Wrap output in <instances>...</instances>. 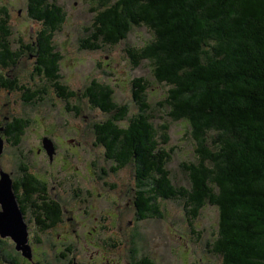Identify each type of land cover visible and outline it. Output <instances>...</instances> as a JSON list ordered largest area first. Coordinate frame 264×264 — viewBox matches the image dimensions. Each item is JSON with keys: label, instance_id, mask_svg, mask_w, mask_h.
<instances>
[{"label": "trees", "instance_id": "trees-1", "mask_svg": "<svg viewBox=\"0 0 264 264\" xmlns=\"http://www.w3.org/2000/svg\"><path fill=\"white\" fill-rule=\"evenodd\" d=\"M91 1L95 18L82 48L114 46L135 27L151 30L153 38L143 46H128L131 62L139 67L150 61L156 81L167 86L159 105L169 108L174 121L189 124L195 142L196 160L182 163L191 185H178L168 166L174 153L166 147L170 123L158 127L153 121L150 81L132 80L138 111L131 116L129 105L115 100L109 84L94 79L84 89L81 97L109 115L94 126L97 143L116 162L112 170L134 166L137 219L163 217V199H183L192 219L213 204L219 229L211 252L221 256L222 264H264V0ZM27 12L41 28L16 50L8 11L0 8V66L16 65L28 51L35 70L58 96L75 97L78 93L61 82L63 56L55 41L66 20L64 7L59 0H28ZM16 79L0 73L1 85L26 89L27 102L47 94L46 87L31 90ZM30 123L14 117L4 134L18 144ZM29 168L21 165L14 186L24 213L30 210L45 232L61 223L63 207L51 196L49 184ZM133 264L157 263L144 254Z\"/></svg>", "mask_w": 264, "mask_h": 264}, {"label": "rangeland", "instance_id": "rangeland-1", "mask_svg": "<svg viewBox=\"0 0 264 264\" xmlns=\"http://www.w3.org/2000/svg\"><path fill=\"white\" fill-rule=\"evenodd\" d=\"M28 0H0L8 11L13 48L33 40L41 24L27 12ZM66 12L61 30L55 34L57 50L62 54L61 82L78 94L69 99L58 96L54 85L45 82L35 70L36 60L26 51L14 66L0 73L19 80L31 90L46 87L43 99L27 102L20 88L0 84V137L4 147L0 155L2 171L14 179L22 175L21 165L49 184V192L63 207V219L54 228L39 230L31 211L25 214L29 224L32 258H26L9 236L0 235V264H133L148 255L157 264H222L220 255L211 252L218 236L219 210L207 203L197 218L188 213L183 199H163V217L138 220L135 198V169L132 163L113 171L103 145L96 140L94 124L108 114L81 97L95 79L114 89V98L128 104L130 116L138 111L133 99L132 80L144 77L159 127L170 123L167 146L174 153L168 166L176 184L190 187L191 179L182 163L197 158L190 126L185 120H173L169 108L161 107L167 86L156 81L148 60L133 67L128 46L141 47L153 38L145 26L135 27L128 38L114 46L90 50L82 40L91 33L95 11L91 0H59ZM15 80V82H16ZM69 106V107H68ZM77 107V109H76ZM14 117L28 118L20 143L4 134V126ZM162 131V130H161ZM50 137L56 147L53 159L43 146ZM36 236L41 238L37 243Z\"/></svg>", "mask_w": 264, "mask_h": 264}, {"label": "water", "instance_id": "water-1", "mask_svg": "<svg viewBox=\"0 0 264 264\" xmlns=\"http://www.w3.org/2000/svg\"><path fill=\"white\" fill-rule=\"evenodd\" d=\"M43 146L52 160L56 152L54 141L46 136L43 138ZM3 147L4 139L0 137V155ZM0 235L10 236L15 241L16 248L27 258H32L29 224L20 206L12 174L7 171H2L0 177Z\"/></svg>", "mask_w": 264, "mask_h": 264}, {"label": "flooded vegetation", "instance_id": "flooded-vegetation-1", "mask_svg": "<svg viewBox=\"0 0 264 264\" xmlns=\"http://www.w3.org/2000/svg\"><path fill=\"white\" fill-rule=\"evenodd\" d=\"M33 218H34V220H35V222L37 221V218H36V216H34V214H33Z\"/></svg>", "mask_w": 264, "mask_h": 264}, {"label": "bare ground", "instance_id": "bare-ground-1", "mask_svg": "<svg viewBox=\"0 0 264 264\" xmlns=\"http://www.w3.org/2000/svg\"><path fill=\"white\" fill-rule=\"evenodd\" d=\"M30 243V242H29ZM31 245V244H30ZM32 248V247H31ZM26 257V256H25Z\"/></svg>", "mask_w": 264, "mask_h": 264}]
</instances>
